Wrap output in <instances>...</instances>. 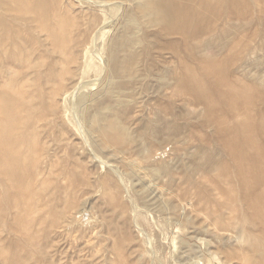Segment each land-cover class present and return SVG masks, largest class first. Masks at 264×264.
I'll return each mask as SVG.
<instances>
[{
	"label": "rangeland",
	"instance_id": "obj_1",
	"mask_svg": "<svg viewBox=\"0 0 264 264\" xmlns=\"http://www.w3.org/2000/svg\"><path fill=\"white\" fill-rule=\"evenodd\" d=\"M236 1L191 34L170 0H0V92L34 153L0 177V264H264V218L193 94L230 61L264 130V0Z\"/></svg>",
	"mask_w": 264,
	"mask_h": 264
},
{
	"label": "bare ground",
	"instance_id": "obj_2",
	"mask_svg": "<svg viewBox=\"0 0 264 264\" xmlns=\"http://www.w3.org/2000/svg\"><path fill=\"white\" fill-rule=\"evenodd\" d=\"M221 1L222 0H189V4L180 5L177 3V0H170V17L172 26H175L177 28L180 27V29H184L185 32L187 30L190 33L191 31L194 33H196L197 31H202L201 26H203V23L205 22L204 19L206 17H218ZM233 2L234 1H232V5ZM27 5L28 2L24 1L20 2L18 5L13 4L12 7L17 8L19 11L21 8H25ZM243 5L244 7H246L245 4ZM42 7H44V5H42ZM45 21L48 20L43 19L42 21V26H44V29L46 31H49V34H51L52 37L57 36V32L53 31L51 28L53 24L51 23L50 26V23ZM212 60L209 59L202 64L201 70L205 74V79L202 83L200 82V84L197 85L198 87L196 86L195 88L194 86V99L204 104L207 112L211 114L213 113L217 118V121H215L217 129L214 134L216 138L223 141L224 149L226 151L225 154L230 157L233 163L232 168L235 169V172H240L238 177H236H240V180L238 181L240 182L242 180L241 183L243 182V184L241 185H244V187L246 186L247 189L249 188L250 191L248 192H253L250 195L251 197H248L251 199L250 207L253 210L251 212H254L253 217L255 219L257 218V222L260 219H262V222L264 218V194L262 193L263 191H261L262 188L260 187L262 184H258L260 182V178L264 174V144H262V147L260 146V148H257L258 144L256 142H258V136H261L260 134L264 130H260L261 126H259L258 128V125H260V121L259 119H257V116L254 117L255 115L253 114V110L251 109V104L252 102L254 103V101L252 100L253 98H251L254 97V95L251 96V90L255 91V86L250 85L253 88H248L244 83H242V81L239 82L235 78V80H233L232 78H228L229 76L227 74L229 72H226L225 67L229 65L228 62L230 61L227 60L228 65L225 64V61V63L223 62L222 65V62H220V60ZM228 67L227 69L228 71H230L231 68ZM231 70L233 71L235 69H233L232 67ZM232 73L233 74H229L235 75L234 72ZM257 87L258 86H256V91H259L260 89H258ZM257 94L259 93L257 92ZM7 96L9 98V94L6 90L0 92V116L2 117V119L8 121V124L5 127L0 128V177L3 176L9 181L17 180L19 182L22 178V174L25 172L24 170L26 169V165L28 163L27 156L32 155L33 151H31V149V153L28 149L26 150L24 148L25 145H20L16 138L13 137V132L17 130V126L20 121V114L15 107V104L7 100ZM249 96L251 97L249 98ZM223 100H225V102L221 104ZM261 101L259 100V102ZM262 110L264 111V108ZM261 114L263 116V113ZM242 115L246 116L244 119H248L244 122H239V118L241 119ZM256 115L258 114L256 113ZM230 119H235V123L230 124ZM212 122L213 121H211L210 123ZM262 143L264 142L262 141ZM251 150H255L256 154L251 153L252 155H249V152ZM226 164L229 165V163ZM225 165L223 164L221 166L223 176H227V174L230 173L228 172V167H231V165H227L228 167H226ZM254 221L256 222V220Z\"/></svg>",
	"mask_w": 264,
	"mask_h": 264
}]
</instances>
